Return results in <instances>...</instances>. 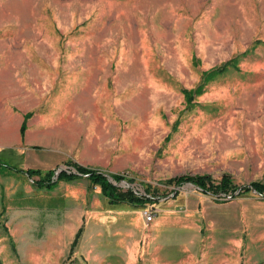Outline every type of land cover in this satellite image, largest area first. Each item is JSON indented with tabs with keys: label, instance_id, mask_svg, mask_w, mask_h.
<instances>
[{
	"label": "rangeland",
	"instance_id": "374dc122",
	"mask_svg": "<svg viewBox=\"0 0 264 264\" xmlns=\"http://www.w3.org/2000/svg\"><path fill=\"white\" fill-rule=\"evenodd\" d=\"M0 152L160 196L115 204L86 176L48 190L7 169L0 264H264L247 243L225 256L207 215L224 201L172 181L264 184V0H0ZM245 195L264 199H226Z\"/></svg>",
	"mask_w": 264,
	"mask_h": 264
},
{
	"label": "trees",
	"instance_id": "16d2710c",
	"mask_svg": "<svg viewBox=\"0 0 264 264\" xmlns=\"http://www.w3.org/2000/svg\"><path fill=\"white\" fill-rule=\"evenodd\" d=\"M233 61V60H232ZM214 71L207 73V76H211ZM31 114H27L24 118L23 124L21 126V136L24 137L27 130V121L30 118ZM1 153V152H0ZM74 171L71 170H62L58 175L56 174L55 169H50L48 171H43L41 169L36 168H28L23 169L19 166L11 167L7 165L0 159V173L7 174L8 172L3 173L7 169H11V171H17L21 173L27 174L31 178H36L34 180L35 185L39 188H44L48 190H53L61 181L71 182L76 180L81 176H86L93 184L101 187L102 193L105 197H107L110 202L119 204V203H128L130 205L138 206L146 203H154L160 197L154 192L146 191L145 194H139L132 189L124 190L121 187H118L114 182L118 183L124 180V175L120 173H114L111 175L112 181L108 178V175L104 172L84 166L78 163H72ZM174 181L177 185H184L186 183H193L197 188L203 191L206 194H211L217 197V200L226 201L228 196L235 197L236 195H241L244 193H248L251 190H256L258 192L264 193V184L262 183H253L251 187H243L241 188L240 193H238L239 187H236L233 184V181L230 176L223 175L221 181L216 183L211 175H181L174 178ZM223 198V199H222ZM5 211L2 212L4 214ZM1 229V224H0ZM4 229L7 231V227L4 225ZM83 232V227L79 229L76 234V237L72 243L70 252L72 253L74 249L77 247L78 242L81 238Z\"/></svg>",
	"mask_w": 264,
	"mask_h": 264
},
{
	"label": "crops",
	"instance_id": "0c3cea01",
	"mask_svg": "<svg viewBox=\"0 0 264 264\" xmlns=\"http://www.w3.org/2000/svg\"><path fill=\"white\" fill-rule=\"evenodd\" d=\"M3 151L11 150H1ZM220 203L223 204L213 208L209 207L211 209L207 210L208 221L215 229L211 240L223 242L226 246L225 256L235 251L241 252L247 243L246 256L264 261V199L259 196L245 195L243 198ZM217 219L223 220L225 224L224 228H221V233L216 232V228L221 227L220 220ZM212 251L214 250L209 249L205 255H210ZM235 258L233 263L239 261L237 257Z\"/></svg>",
	"mask_w": 264,
	"mask_h": 264
},
{
	"label": "built area",
	"instance_id": "2783aa9c",
	"mask_svg": "<svg viewBox=\"0 0 264 264\" xmlns=\"http://www.w3.org/2000/svg\"><path fill=\"white\" fill-rule=\"evenodd\" d=\"M146 216L148 218V220H151L152 219V212L151 211H146Z\"/></svg>",
	"mask_w": 264,
	"mask_h": 264
},
{
	"label": "water",
	"instance_id": "95a60500",
	"mask_svg": "<svg viewBox=\"0 0 264 264\" xmlns=\"http://www.w3.org/2000/svg\"><path fill=\"white\" fill-rule=\"evenodd\" d=\"M59 171H61V170H59ZM59 171H56V174L57 175H58ZM109 179L112 180L111 176H109ZM189 184L195 186L193 183H189ZM240 191H241V188L238 190V192H240Z\"/></svg>",
	"mask_w": 264,
	"mask_h": 264
}]
</instances>
